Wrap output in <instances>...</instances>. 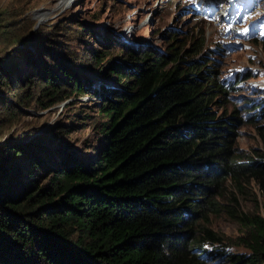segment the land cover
Listing matches in <instances>:
<instances>
[{
    "label": "trees",
    "instance_id": "obj_1",
    "mask_svg": "<svg viewBox=\"0 0 264 264\" xmlns=\"http://www.w3.org/2000/svg\"><path fill=\"white\" fill-rule=\"evenodd\" d=\"M11 16L0 13V43L9 48L31 29L7 22ZM64 24L35 31L43 45L36 59L28 52L22 65L9 61L7 72L0 65V94H7L0 99V131L3 115L16 117L11 99L31 101L27 88H37L43 102L55 95L105 102L92 125L94 140L83 150L46 153L42 143L61 138L59 131L39 144L0 145V264H211L214 258L264 264V152L236 151L242 119L223 100L238 78L222 81L208 55L191 58L203 38L190 51L137 53L127 46L111 57L114 40L87 28L83 35L75 31L84 46L62 53L52 40ZM92 39L109 48L94 50ZM87 74L108 78L115 89L92 84ZM252 102L246 106L259 114L262 105ZM244 115L264 144L258 116ZM227 180L237 196L221 203ZM252 184L262 212L240 208L238 196ZM223 213L239 227L232 240L208 227L210 215Z\"/></svg>",
    "mask_w": 264,
    "mask_h": 264
},
{
    "label": "rangeland",
    "instance_id": "obj_2",
    "mask_svg": "<svg viewBox=\"0 0 264 264\" xmlns=\"http://www.w3.org/2000/svg\"><path fill=\"white\" fill-rule=\"evenodd\" d=\"M232 1L0 0V13L12 12L7 22L13 23L14 26H31V29L26 28L25 32L28 35L21 41L23 36L18 39L13 48H9L10 45L7 46V43H0V65L7 72L9 61L11 64L22 65L21 55L26 56L28 52L36 59L37 47L42 44L35 38V31L40 28H54L62 22H65L66 27L63 26L62 31L58 28L57 35L52 40L56 47L63 50L62 53L64 51L73 53L79 46L83 47L84 42L79 41L80 38H77L75 31L83 35L87 28L94 31L99 39L106 37L114 40L111 57L118 54L121 48L125 49L123 53H126L127 46L134 47L137 53L166 52L167 49L175 46L190 51L193 49L191 45L203 38V48L198 54L196 52L192 54L191 58L198 60L200 56L208 55L215 61L211 62L214 65H210L209 69L217 72L216 66L220 72L217 73L218 77L222 81L234 83L237 78L240 81L237 89L223 99L228 109H239V116L242 119L243 125L238 130L235 143L236 151L238 148L237 152L240 154H247L251 150L264 152L262 140L254 128L245 123L244 115L245 112L250 118L258 116L255 121L256 126H264V0H237L234 3ZM227 9L229 10L225 16H222ZM212 12L214 16L212 15L211 19L207 18ZM172 38H176V41H172ZM0 39L2 40L1 37ZM89 42L94 50L109 48L95 39ZM42 58L50 61L51 64L55 63L47 55H43ZM63 63L70 64L68 58L64 59ZM97 76L99 78H96ZM97 76L87 74L92 84L98 83L115 89V86L108 82L110 81L108 78L103 79L100 74ZM9 79L12 83L13 78L10 76ZM101 80L105 84H102ZM81 81L84 83L83 80ZM24 91L28 92V97L33 95L31 101L26 104L11 99V109L13 114L16 111V117L5 115L1 117L4 122L0 131V145L14 139H20L26 145L35 144L31 142L32 140L39 144L46 135L56 137L55 133L59 131L62 134L61 138L50 137L47 142L42 143L47 149H44L46 153L52 151V157H58L56 152L58 149L66 148L65 151L76 152L83 150L94 140L92 125L99 121L97 110L105 101L99 97L89 98L85 95L73 97L69 95L67 98L55 95L43 102L38 98L37 88L32 87L31 90L27 88ZM4 92L3 87H0V93ZM5 96L0 94V99ZM252 101H257L258 106L262 105L259 107L261 108L259 114L253 111L254 107L246 106L253 103ZM23 132L28 134L27 138H19ZM23 160L22 158L14 160V163L18 166ZM251 186L246 190V195L238 196L240 208L250 213H256L259 208L262 212L263 200L253 184ZM223 188L222 194L218 197V200L225 198L221 203L226 202L231 195L237 196V192L233 190L228 180L223 184ZM209 220L208 227L229 240L234 239L239 232L236 222L225 213L218 216L212 214ZM223 261V258H214L210 263L224 264Z\"/></svg>",
    "mask_w": 264,
    "mask_h": 264
},
{
    "label": "bare ground",
    "instance_id": "obj_3",
    "mask_svg": "<svg viewBox=\"0 0 264 264\" xmlns=\"http://www.w3.org/2000/svg\"><path fill=\"white\" fill-rule=\"evenodd\" d=\"M234 2H237V0H233V1H232V3H234ZM200 3L202 4V2H200ZM207 4H208V2L206 3V5H207ZM216 6H217V4H216ZM228 10H229V9H227L225 12H223V13H222V16H225V13H226ZM206 15H208V14L206 13ZM212 15L214 16V12H212L207 18L211 19L210 17H211Z\"/></svg>",
    "mask_w": 264,
    "mask_h": 264
}]
</instances>
